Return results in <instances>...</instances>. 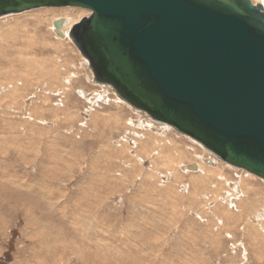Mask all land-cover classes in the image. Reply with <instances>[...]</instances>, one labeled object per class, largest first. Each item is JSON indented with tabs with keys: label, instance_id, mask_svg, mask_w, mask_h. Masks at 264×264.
I'll return each mask as SVG.
<instances>
[{
	"label": "rangeland",
	"instance_id": "obj_1",
	"mask_svg": "<svg viewBox=\"0 0 264 264\" xmlns=\"http://www.w3.org/2000/svg\"><path fill=\"white\" fill-rule=\"evenodd\" d=\"M68 13L89 11L0 18V264H264V181L215 159L226 190L244 179L263 195L216 198L213 184L194 185L200 174L188 165H212L211 153L96 83L77 47L51 29ZM20 55L53 57L41 65L59 71L24 78ZM169 144L187 157L167 155Z\"/></svg>",
	"mask_w": 264,
	"mask_h": 264
},
{
	"label": "water",
	"instance_id": "obj_2",
	"mask_svg": "<svg viewBox=\"0 0 264 264\" xmlns=\"http://www.w3.org/2000/svg\"><path fill=\"white\" fill-rule=\"evenodd\" d=\"M66 6L90 12L70 35L96 83L108 84L135 109L264 181L260 5L251 0H0V17Z\"/></svg>",
	"mask_w": 264,
	"mask_h": 264
},
{
	"label": "bare ground",
	"instance_id": "obj_3",
	"mask_svg": "<svg viewBox=\"0 0 264 264\" xmlns=\"http://www.w3.org/2000/svg\"><path fill=\"white\" fill-rule=\"evenodd\" d=\"M262 1H264V0H251V3L253 4V5H260L261 6V10H262V12H264V3L262 2ZM66 7H72V9H73V6H66ZM41 8H43V7H41ZM46 8V7H45ZM34 10V9H33ZM67 11L65 12L66 14H67V12H74V11H72L71 9H66ZM28 11H31V10H28ZM65 11V10H64ZM23 12H26V11H23ZM23 12H20V13H23ZM52 12V11H51ZM16 14H18V13H16ZM65 14V15H66ZM69 14H71V13H68V15H66V16H62V17H58V18H53L52 20H51V29H52V31H53V33H54V36L56 37V39H58V40H69L73 45H75L74 44V42H73V40H72V37H71V35H70V31H71V28L73 27V25L74 24H76L77 22H79L78 20L80 19V18H83V17H87V16H89L90 15V12L88 13V14H84V15H86V16H83V17H81V16H77L76 18L74 17V14L73 15H69ZM76 14V13H75ZM8 15H11V14H8ZM8 15H4V16H8ZM4 16H1V17H4ZM0 17V18H1ZM38 18V17H37ZM40 20V19H39ZM56 21L59 23H57V25H56ZM50 22V21H49ZM11 23V22H10ZM20 24V23H19ZM15 28V27H14ZM35 33V32H34ZM31 36V35H30ZM32 38V37H31ZM23 41V40H22ZM42 42H45V41H42ZM62 42V41H61ZM41 43V42H40ZM47 44V43H46ZM45 44V45H46ZM31 45V44H30ZM43 45V44H42ZM65 45V44H64ZM51 46H53V45H51ZM12 47V46H11ZM9 48V47H8ZM53 48H55L56 50H59V48H58V46H56V47H53ZM61 48V47H60ZM42 49V48H41ZM44 49V48H43ZM42 51V50H41ZM47 51V50H46ZM63 52V51H62ZM80 53V52H79ZM64 54H65V52H64ZM48 55V54H47ZM66 55V54H65ZM50 56V55H49ZM58 56V55H57ZM70 56V55H69ZM80 56H82V54L80 53ZM8 57V56H7ZM13 57H15V56H13ZM59 57H62V56H60L59 55ZM58 57V58H59ZM83 57V56H82ZM10 58V57H9ZM9 58H7L8 59V62H11L12 63V61H16L14 58H12V59H14V60H12V59H9ZM84 58V57H83ZM18 60V62L20 61L21 63V65H23V66H26V68H28L29 69V71H27V73H25L24 74V78H27L29 75L31 76H33L34 74H38V75H45V73H47V75H49V74H52V75H54L55 76V73L57 74L58 73V68H56L55 66H54V68L53 69H46L45 70V68L41 65V63H43V62H45V61H47V60H49L50 62L51 61H54L55 59L53 58V57H49V58H38L36 55H32V56H29V57H23V56H21L20 55V57L19 58H17ZM60 59V58H59ZM65 59H67L66 57H65ZM86 58H84V60H85ZM57 60V59H56ZM61 61H62V58H61ZM86 61V63L85 64H87L86 65V67H87V69H88V74H89V76L93 79V72H92V70H91V68H90V65H89V62H88V60L86 59L85 60ZM56 61H54V63H55ZM64 62V61H63ZM71 62V61H70ZM17 63V62H16ZM66 63H67V61H66ZM18 64V63H17ZM46 63H44V65H45ZM63 64V63H62ZM2 65V64H1ZM11 65V64H10ZM54 65V64H53ZM53 65H51V66H53ZM56 65V64H55ZM60 68V67H59ZM6 69V68H5ZM33 69H35V70H33ZM76 71V70H75ZM29 72V73H28ZM29 76V77H30ZM51 76V75H50ZM39 77V76H38ZM47 77V76H46ZM52 78V77H51ZM91 79V80H92ZM57 80V79H56ZM68 82V81H67ZM99 84V83H98ZM101 86H103L104 88H107L106 90H108L109 92H111V93H113L114 95H115V97L117 98V99H119L121 102H123V104L125 103L127 106H129L130 108H132V110H134V111H140L139 113L140 114H142L143 116H146L147 114L144 112V111H141V110H137V109H135L134 107H132L130 104H128L127 102H125L124 100H122L119 96H117L116 95V93L113 91V89H112V87H109V85L108 84H105V85H107V86H105L104 84H100ZM80 88V87H79ZM39 98V97H38ZM96 98V97H95ZM34 99V98H33ZM58 101H60V100H58ZM98 113V112H97ZM145 113V114H144ZM105 115V114H104ZM111 116V115H110ZM70 117V116H69ZM152 123H154V121L155 120H153L151 117H149L148 115L146 116ZM123 118V117H122ZM60 119V118H59ZM105 121V120H104ZM113 121V120H112ZM117 122V121H116ZM144 122V121H143ZM156 122H158V121H155V124H156ZM107 123V122H106ZM161 123V124H160ZM158 124H160V125H163V126H166V127H168L170 130H172V131H174L176 134H180V136L181 135H183V136H186V137H188V138H190V139H192L193 141H195V142H197L196 140H194L193 138H191V137H189V136H187V135H184V134H182L181 132H179V131H177L175 128H173V127H171L170 125H168V124H166V123H163V122H158ZM164 124H166V125H164ZM154 125V124H153ZM168 125V126H167ZM138 126V125H137ZM140 126V125H139ZM170 126V127H169ZM112 129V128H111ZM114 129V128H113ZM139 133V132H138ZM141 133V132H140ZM145 133V132H144ZM124 135H125V133H124ZM138 135V134H137ZM143 136V135H142ZM136 137V136H135ZM140 137V136H139ZM141 138H143V137H141ZM154 139H155V137H154ZM157 139H158V137H157ZM121 140V139H120ZM166 140V139H165ZM164 140V141H165ZM135 141V140H134ZM142 141V143H143V140H141ZM162 141V140H161ZM161 141H159V142H161ZM155 143H156V141H154ZM167 142H169V140L167 141ZM135 143V142H134ZM147 143H148V141H147ZM174 141H173V145H174ZM198 144H200L199 142H197ZM163 144H165V142L163 143ZM167 144V143H166ZM102 145V144H101ZM157 145V144H156ZM160 144L158 143V146H159ZM170 146H171V144H169ZM172 145V146H173ZM201 145V144H200ZM153 146H154V144H153ZM170 147L169 148V150H168V154L167 155H169V154H173V152H171V151H173V150H175L176 152H178V155L180 156V155H182V153H184V155L186 154L185 152H182L183 151V149H180V148H178V147ZM202 146V145H201ZM144 147H146V146H144ZM163 147V146H162ZM166 147V146H165ZM205 150H207L208 152H210L208 149H206L204 146H202ZM101 148V147H100ZM141 148V147H140ZM155 148V150H156V148L157 147H154ZM49 149V148H48ZM163 149H164V147H163ZM173 149V150H172ZM139 150V149H138ZM143 150H144V148H143ZM185 150V149H184ZM146 151V150H145ZM162 151V150H161ZM165 151V150H164ZM101 152V151H100ZM147 152H149V151H146V153ZM138 153V152H137ZM211 154H210V158L209 159H207L208 160V162H207V164L210 162V164L212 163V165H205V167L203 166L202 167V165H199V164H197V163H195L194 161H193V163H191V165L189 164L188 166H190L191 168L193 167V169H195V171H196V169L198 170V174H200V177H196V176H192V175H190V176H192L190 179H191V181H192V183L194 184V185H198V183L199 184H201V186L202 185H210V184H213V186H212V190H213V195H215L216 196V198L219 196V195H224L225 197H229V196H231L232 197V195H235L236 193H239L242 197H244V195L246 196L247 195V197H248V195H249V197H251V196H254L255 197V199H256V197L257 196H259V194L260 195H263V191L262 190H260V189H258L257 187H254V185H252L251 184V182H248V181H246V180H241V184H240V186L238 187V186H236V187H234V192H232L231 193V190H226V188L224 187L225 186V184H229V183H227V178L224 176V175H220V173L221 172H219L220 171V169L219 168H217V167H215L214 165H216L215 164V162H214V160L215 159H217V160H220V161H222L221 159H219L215 154H213L212 152H210ZM139 154V153H138ZM155 154H157V152L155 153ZM159 154V153H158ZM164 154H166V153H164ZM151 155H152V153H151ZM160 155V154H159ZM158 155V156H159ZM161 155H163V154H161ZM114 156V155H113ZM134 156H136V155H134ZM144 156V155H143ZM177 156V155H176ZM186 156V155H185ZM146 157V156H145ZM152 157V156H151ZM187 157V156H186ZM148 158V157H147ZM171 158H173V157H171ZM177 158V157H176ZM179 159H181L180 157H178ZM178 158H177V160H178ZM188 158H190L189 156H188ZM160 159V158H159ZM170 159V158H169ZM192 159V158H191ZM142 160V159H141ZM182 160V159H181ZM183 160H184V158H183ZM137 161V160H136ZM175 161V160H174ZM179 161V160H178ZM138 162V161H137ZM153 161H151L150 163H152ZM168 162V161H167ZM169 162H170V160H169ZM180 162V161H179ZM178 162V164H179V166L178 167H180V164H182V163H179ZM192 162V161H191ZM223 162V161H222ZM225 163V162H224ZM162 164V163H161ZM176 164H177V162H176ZM177 164V165H178ZM200 164H201V161H200ZM203 164H204V162H203ZM228 164V163H227ZM153 165V164H152ZM166 165V164H165ZM168 165V164H167ZM177 165H176V167H177ZM230 165V164H229ZM134 166V165H133ZM162 166V165H161ZM169 166H170V164H169ZM175 166V165H174ZM187 166V165H186ZM151 167H153V166H151ZM150 167V168H151ZM183 167V166H182ZM234 167V166H233ZM165 168H166V166H165ZM170 168V167H169ZM156 169H158L157 167H156ZM138 170V169H137ZM172 170V169H171ZM185 170H187V169H185ZM191 170V169H190ZM155 171V170H154ZM188 171V170H187ZM107 172V171H106ZM143 172V171H142ZM157 172V171H156ZM179 170L177 169V170H175L174 171V173L175 174H178V175H180L179 173ZM138 173V172H137ZM166 173H168V169H167V172ZM170 173V172H169ZM173 173V171H172V173L171 174H174ZM194 173V172H193ZM150 175H148L147 174V176H149L148 178H151L152 176H154V177H156L155 176V174H157V173H155V174H153V172L152 173H149ZM174 174V175H175ZM151 176V177H150ZM176 176V175H175ZM220 178L221 177V179H219L218 181H213V178ZM147 178V177H146ZM181 178V177H180ZM179 178V179H180ZM178 179V180H179ZM145 180V179H144ZM178 180H176V181H178ZM171 181V180H170ZM183 181V180H182ZM202 181V182H201ZM201 182V183H200ZM142 183V182H141ZM155 184H157V183H155ZM185 184V183H184ZM155 186V185H154ZM232 186H235V185H232ZM148 187V186H147ZM196 187V186H195ZM211 187V186H210ZM199 188V187H198ZM197 189V188H196ZM210 189V188H209ZM150 190V189H149ZM240 191V192H239ZM188 192V191H187ZM195 193V192H194ZM190 194V193H189ZM191 195V194H190ZM248 197V198H249ZM230 198V197H229ZM263 198V197H262ZM226 199H228V198H223L222 197V199H220V200H218V199H216V201L218 202H220V201H227ZM231 199V198H230ZM244 200H247V199H244ZM244 200H242V201H244ZM257 200V199H256ZM255 200V201H256ZM262 200H264V199H262ZM199 201V200H198ZM215 201V202H216ZM231 201V200H230ZM241 201V200H240ZM251 201V200H250ZM261 201V200H260ZM194 202V201H193ZM228 202V201H227ZM234 202V201H233ZM237 202V201H236ZM254 202V201H253ZM262 202V201H261ZM232 203V202H231ZM249 203V202H248ZM255 203V202H254ZM258 205V204H257ZM203 206V205H202ZM258 207V206H257ZM176 208V207H175ZM237 211V210H236ZM259 213V212H258ZM255 214H257V211H256V213ZM235 216V215H234ZM256 217H258V216H256ZM46 226V225H45ZM249 236V235H248ZM78 254V253H77ZM82 254V253H81Z\"/></svg>",
	"mask_w": 264,
	"mask_h": 264
}]
</instances>
